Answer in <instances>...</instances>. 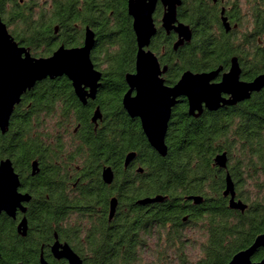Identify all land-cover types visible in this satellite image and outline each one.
<instances>
[{
	"label": "trees",
	"instance_id": "obj_1",
	"mask_svg": "<svg viewBox=\"0 0 264 264\" xmlns=\"http://www.w3.org/2000/svg\"><path fill=\"white\" fill-rule=\"evenodd\" d=\"M198 2L188 0V6L198 7ZM126 3L127 0H93L94 22L113 12L111 21L99 24L101 33L108 34L103 37L107 42L93 53L96 67L107 76V95L101 103L109 115L108 139L103 138L101 128L94 131L89 126L92 138L76 145L74 154L56 137V127L67 128V123H72L71 110L76 109L77 100L66 79L39 83L23 101L31 106L20 110L28 112V118L20 117L27 120L15 121L7 134L0 131V160L12 154L19 165L25 166L35 155L41 156V182L38 191L36 182L34 191L41 193L44 200L43 206L34 204L31 208L29 216L34 228L27 239L17 235L10 220L0 218V264H18L24 258L38 256L39 247L54 240L56 232L76 250L84 248L81 233L86 199H98L107 209L111 189L119 194V213L113 220L114 228L100 227L99 232L108 234L101 235L99 240L104 242L98 243L99 252L87 263L228 264L235 253L251 246L256 236L264 232V93L220 114L208 113L198 119L181 117L183 123H175L170 129L167 156H160L122 112L124 77L134 71L136 56V40ZM212 48L215 52L206 57L205 64L198 47L185 49L188 52H182L183 62L174 67L170 80H175L183 69L211 68L223 63L226 56L238 53L226 40ZM31 49L35 55H47L54 47ZM56 112H61V117ZM87 128L85 123L83 133ZM14 131L20 137L14 138ZM133 150L138 151L137 161L143 171L136 174L125 170L114 188L103 187L97 181L93 189L80 186L75 189L77 195L69 196L68 173L61 172L62 164L69 165L74 157L97 178L102 164L108 161L120 168L118 163ZM222 151L228 153V172L235 182L237 196L248 204L244 212L231 209L229 198L224 196L227 172L215 164L217 153ZM156 195L166 199L137 204L139 199ZM189 195H201L203 202L194 204L186 200ZM74 211L77 224L63 231L60 219ZM112 237L119 243L112 244ZM263 257L264 248H260L253 260L260 261Z\"/></svg>",
	"mask_w": 264,
	"mask_h": 264
},
{
	"label": "flooded vegetation",
	"instance_id": "obj_2",
	"mask_svg": "<svg viewBox=\"0 0 264 264\" xmlns=\"http://www.w3.org/2000/svg\"><path fill=\"white\" fill-rule=\"evenodd\" d=\"M96 1L98 2V0ZM188 4V0H181V4L177 5L175 26H178L179 24L188 26L192 32V38L189 41L184 40L183 43L177 47L175 46L180 40L179 33L174 29L167 31L163 27V18L166 7L164 6L162 0L157 1L155 11L152 15L156 27V33L151 38L150 45L146 47V50L151 51L157 57L162 71V75L160 77L164 80V84L166 86H175L181 79L182 75L187 71H191L193 73H204L217 69H220V72L212 83H220L223 80L224 75L230 71L234 58L237 59V63L239 65L240 81L251 83L257 77L264 74V0H199V6H196L195 8L190 7V5L188 6ZM128 5L129 0H127L126 8L127 15L132 20V29L136 40V56L134 71L126 73L124 77L126 90L122 95V112L127 115L131 123L134 122L137 130L144 136L149 146L158 154V152L150 145L148 138L144 133L141 119L139 117H132L124 108L123 104V97L130 88L126 80V75L137 72L136 61L139 50L137 35L133 25L134 20L129 13ZM92 9L93 0H0V17L6 25L8 33L14 42H16L19 47L25 48L32 57L49 58L61 46H64L66 49L84 47L86 45L87 33L89 30L92 31L94 33L95 43L93 49L91 50L90 58L95 70L102 73V77L99 80L100 85L94 97L90 96L91 89L85 85L83 86L84 90L88 93L85 97V102H83L77 95L73 81H71L66 75L57 76L55 78L47 77L37 82L32 89L28 90L21 96L20 102L15 105L13 113L10 117L8 130L3 133L0 129L2 134L9 133L11 131L12 124H14L15 121L23 123L27 120L21 119L20 117H24L26 115L28 118V112L23 113L20 110L27 109L31 106V104H27L23 101L27 96L31 95L39 83L45 80L60 82L62 79H66L69 82L72 94L77 100L75 104L76 109L71 110L70 115L72 116V123L68 122L67 128L59 129L58 126L56 127V137H58L59 141H61L66 148L71 149L74 154L77 152L75 148L76 145L81 144L86 139L92 138V130L89 129V126H91L94 131L101 128L103 138L108 139V126L110 124V122H108L109 115L106 111H104L101 103V100L104 99L102 97L107 95V86H105L107 76L101 69L96 67L93 60V53L99 45H105L107 42L103 39V37H107L108 34L101 33L102 29L99 24L103 20L111 21L113 19V12L105 15L101 18V20L96 19L94 22ZM98 9L102 10L101 14H103V12L105 14L102 7H98ZM30 20H32L33 23H31ZM27 22L29 24H26ZM120 31L121 28L118 33ZM221 40L229 41L233 48L238 49V53L226 56L223 63H218L211 68L204 67L203 70L198 71H194L189 68L183 69L180 71L179 76L176 77L175 80H170L169 77L172 76L174 67L179 65L180 62H183L182 52H188L185 49L190 50L198 47L202 52L201 61L205 64V62H207L205 61L207 60L206 57L213 56L211 54L215 52L212 45ZM46 46L54 47V49L47 55H35L31 49V47L44 48ZM135 93L136 92L134 91L133 94L135 95ZM262 93H264V88L259 91L252 92L250 98L244 101L238 102L234 105H222L216 110H209L205 104H203L202 113L198 114V111H196V114H198L196 116L189 113L190 105L188 99L184 96L179 97V102L172 109L171 119L168 124L166 134L168 152L169 145L167 141L170 129L175 123L178 125L183 123L184 118L181 117L198 119L208 113L220 114L230 108L243 105L247 101H250L254 95ZM222 96L225 99H230L231 97V95L227 93H223ZM97 110H99L100 117L95 122L93 117L95 116ZM57 116L61 117V112H58ZM85 123H88V128L86 133H83V125ZM12 136L14 138L20 137L18 131H14ZM22 139L24 138L22 137ZM131 152H135L136 157L129 163L128 166L125 165V160L130 152L126 154L125 158L120 163H118L120 168L108 161L102 164L101 168L98 169L97 178L93 177V171L90 168L82 167L81 162L74 159L72 154L73 160L69 162V165H61V172L64 174L68 173L69 181L66 185L70 188L68 191L69 196L74 194L77 195L78 192L75 191V189L80 186H86V189H93V187H95V182L97 181H101V185L103 187L114 188L115 182L119 177H122L121 173L125 170L136 174L143 171L141 169L142 166L137 161L139 156L138 151L133 150ZM223 152L226 151L218 152L217 154ZM7 159L12 162L14 172L18 175L20 182V186L18 188L19 193L23 195L29 194L31 198L29 201L22 202L24 208H26L25 211L18 208L14 217L10 216L6 212H2L0 214V218L4 217L5 219L10 220L17 235L22 239H27L31 236L32 228H34L29 216L31 208L35 206L34 204L38 207H41L44 204L42 194L37 192L41 182V178L39 179V176L42 175V160L41 156L35 155L32 160H29L27 165L21 166L17 163L13 155L10 154L9 156L1 159L0 163L1 161ZM34 163L37 164V168H34ZM228 164L229 156L227 169L220 168L217 165L216 166L219 169L224 170V172H228ZM107 167H111L114 172V181L111 184L106 183L103 179V171ZM36 182L38 183V187L35 192L34 189L36 188ZM111 190V196H109L107 200V209L98 199H86L87 204L84 209L83 223L84 231L81 233V237L84 239L86 244L84 248L76 250V248L71 245L65 237L63 238V236L56 232L54 233V240L49 242L47 246L43 245L39 247L38 256L24 258L20 260L18 264H42L41 259H44L47 264H70L67 258L57 257L53 253L52 248L57 240L61 244L68 243L74 252L82 258L83 264H92L91 262L87 263V261L92 260V255L99 252L97 245L101 241L104 242L103 240H99L100 238L102 239L101 235L108 234L107 232H99L100 227H106L107 230L114 228L113 220L119 213V194L116 190ZM225 197L230 200V196ZM112 198L118 199V206L114 217L109 219ZM237 199H239L238 196ZM24 218L27 220L26 235H22L19 230V225ZM77 221L78 216L74 211L64 218H61L59 225L63 231H66L75 226ZM37 231L39 232L40 230L37 228ZM111 242L112 244L119 243L118 240L114 242L113 237L111 238ZM10 250L14 251L13 249ZM258 250H260V248ZM0 253L2 257L1 250ZM82 254H85L86 256L84 257Z\"/></svg>",
	"mask_w": 264,
	"mask_h": 264
},
{
	"label": "water",
	"instance_id": "obj_3",
	"mask_svg": "<svg viewBox=\"0 0 264 264\" xmlns=\"http://www.w3.org/2000/svg\"><path fill=\"white\" fill-rule=\"evenodd\" d=\"M158 0H129V13L134 20V30L138 40V54L136 61V73L126 75L129 90L123 97L124 108L132 117L141 119L142 128L150 145L162 157L167 156L168 146L166 134L171 119L172 109L179 102V97H186L189 101V113L201 114L203 104L209 110H216L222 105H234L250 98L251 93L264 88V74L253 82L240 81V69L237 59H233L230 71L224 75L220 83H212L220 72V69L193 73L185 72L179 82L169 87L160 77L162 71L157 57L147 51L151 38L156 33V27L152 18ZM166 11L163 18V27L170 31L174 29L180 35L176 43L179 46L184 40L192 38L190 28L184 24L175 26L176 8L181 0H162ZM94 33L88 31L86 45L81 48L66 49L61 46L49 58H35L23 47H19L8 33L7 27L0 17V129L3 133L8 130L10 117L14 107L21 100V96L32 89L37 82L50 77L66 75L76 89L77 95L85 102L88 94L83 86L91 89L90 96L94 97L99 87L102 73L95 70L90 53L94 47ZM136 92L135 95L133 92ZM223 93L230 94V99L223 98ZM198 111V114H196ZM96 111L93 120L100 117ZM136 157L135 152H130L125 160V165ZM228 156L226 152L219 153L215 157V164L227 169ZM37 164L34 163V168ZM103 179L111 184L114 181V172L111 167L103 171ZM18 175L15 174L12 162L7 159L0 163V214L6 212L15 216L17 209L26 210L22 202L29 201V194H21ZM224 196H230L229 207L244 212L248 204L237 199L236 186L230 173L227 172L226 188ZM166 198L162 195L148 196L137 201L139 205H148L162 202ZM194 204H201V195H189L185 198ZM118 199L112 198L109 219L116 213ZM187 218V217H186ZM185 218V219H186ZM22 235H26V218L19 225ZM264 247V232L258 234L251 246L234 254L228 264H264V257L260 261H253V256L259 248ZM53 253L57 257H65L70 264H83L82 258L74 252L68 243L61 244L58 240L53 245ZM1 257V253H0ZM42 264H47L41 259Z\"/></svg>",
	"mask_w": 264,
	"mask_h": 264
}]
</instances>
